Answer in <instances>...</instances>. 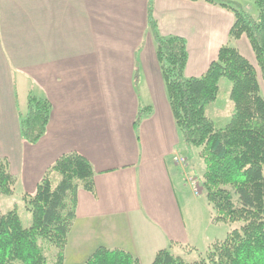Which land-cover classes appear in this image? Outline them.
<instances>
[{"label": "crops", "instance_id": "1", "mask_svg": "<svg viewBox=\"0 0 264 264\" xmlns=\"http://www.w3.org/2000/svg\"><path fill=\"white\" fill-rule=\"evenodd\" d=\"M149 1L0 0V160L17 179L12 196L0 195V216L34 196L62 156H84L95 190L79 191L65 264H84L101 247L141 264H153L165 249L194 262L229 232L221 237L211 212L199 220L186 172L174 162L189 150L157 60ZM153 8L163 36L187 41L189 78L206 74L231 43L230 10L192 0H153ZM232 43L255 59L245 37ZM31 96L52 107L36 145L20 133ZM142 108L152 112L137 128ZM195 166L189 162L192 173Z\"/></svg>", "mask_w": 264, "mask_h": 264}, {"label": "trees", "instance_id": "2", "mask_svg": "<svg viewBox=\"0 0 264 264\" xmlns=\"http://www.w3.org/2000/svg\"><path fill=\"white\" fill-rule=\"evenodd\" d=\"M205 1L230 10L234 25L231 43L220 49L218 59L199 78L186 76L189 53L187 41L179 36H163L149 1L148 24L156 43L171 109L188 150L199 149L203 164L201 182L211 205L213 225L231 229L194 262H187L170 249L160 251L153 264H264V0H252L258 16L248 13L230 0ZM245 37L253 51L257 68L232 42ZM232 83L234 111L231 122L217 129L207 117V107L217 101L220 82ZM139 84V74L135 76ZM52 107L44 97L31 96L26 114L20 115L22 139L38 144L46 135ZM152 112L139 111L135 126ZM94 170L82 155L62 156L51 167L34 196H25L32 225L23 226L16 210L0 216V264H65L68 237L77 217L80 189L94 193ZM55 178H60L58 183ZM57 184V185H55ZM17 179L6 161L0 160V195L12 196ZM84 264H141L123 250L99 248Z\"/></svg>", "mask_w": 264, "mask_h": 264}, {"label": "rangeland", "instance_id": "3", "mask_svg": "<svg viewBox=\"0 0 264 264\" xmlns=\"http://www.w3.org/2000/svg\"><path fill=\"white\" fill-rule=\"evenodd\" d=\"M233 3L232 5H240L243 9H245L248 13L258 16V9L254 5V2L252 0H231ZM233 44V43H232ZM256 68H257V63L256 60L253 59L251 62ZM260 81H261V87L262 91L264 94V82L262 81V78L260 76ZM231 92H232V83L227 80V79H222L220 82V93L217 98V101L207 107L206 110V115L208 118H210L217 129H224L226 126L231 122L232 119V114L234 111V103L231 100ZM186 154L189 162H193L196 166V170L194 173H192L191 170L188 169V174L197 177L199 180L202 179L203 175V164L202 160L199 156L200 150L193 148L192 150H189L188 152H183ZM183 156V155H182ZM184 155V157H186ZM190 168V167H189ZM186 180V177H184ZM57 185V184H55ZM188 201L192 205V209L197 212L199 216V220H203L204 216H209L211 212V205L209 204L208 200L206 199L205 195L203 194L202 196H195L192 191L188 192ZM18 206H17V212L19 213L23 226L28 228L32 225V214L27 210L26 204L24 201H17ZM16 202L14 203L17 204ZM15 209V208H14ZM240 223L235 224L233 227L227 226L225 224H222L220 230H222V238L224 236V232L227 233V231H230L231 229H240L241 228ZM224 228V229H223ZM206 251V250H204ZM49 259L50 263L49 264H54L55 260V250H52V252L49 253Z\"/></svg>", "mask_w": 264, "mask_h": 264}, {"label": "built area", "instance_id": "4", "mask_svg": "<svg viewBox=\"0 0 264 264\" xmlns=\"http://www.w3.org/2000/svg\"><path fill=\"white\" fill-rule=\"evenodd\" d=\"M174 162L180 166L183 171L186 172V182L189 184V186L191 187V189L193 190L195 196H202V188H201V182L199 181V179L195 176H192L190 174H188V169H189V160L187 157L182 156L181 154H177L174 157Z\"/></svg>", "mask_w": 264, "mask_h": 264}]
</instances>
